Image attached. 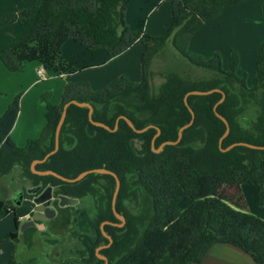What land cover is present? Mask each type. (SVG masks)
Wrapping results in <instances>:
<instances>
[{
  "label": "trees",
  "instance_id": "1",
  "mask_svg": "<svg viewBox=\"0 0 264 264\" xmlns=\"http://www.w3.org/2000/svg\"><path fill=\"white\" fill-rule=\"evenodd\" d=\"M131 1L35 0L31 7L0 15V26L19 23L14 39L0 42V60L10 71L38 61L53 74L75 73L79 69L76 62L63 53V45L69 40L86 50L104 48L109 56L121 54L137 42L144 46L140 82L123 76L115 85L101 89H93L87 81L67 82L58 103L52 102L50 91L44 92L47 122L40 135L25 145L17 144L10 135L20 112L21 95L17 94L0 115V176L18 164L32 186L41 185V190L49 184L60 186L73 197L96 191V184L106 185L108 200L104 205L101 197L99 218L93 224L98 238L82 234L84 264L102 263L95 246L108 240L100 221L116 219L112 208L115 176L91 172L69 182L52 174L35 173L31 168L34 159L43 158L54 148L56 127L67 101H90L94 119L111 127L122 114L139 128L159 126L161 133L155 140L158 148L166 140L177 139L179 128L191 120L186 93L218 87L226 97L217 109L230 124L222 146L237 141L264 145V40L257 56V74L251 82L238 72L237 51H231L229 67L225 68L221 53L206 58L189 48L205 20L219 14L226 5L242 0H172V21L160 34L145 31V20L130 26L127 10ZM169 39L193 63L212 69L214 77L193 81L176 72H166L158 92H154L151 63ZM221 97V91L189 94L188 102L195 112L193 123L184 129L179 143L166 144L159 152L152 146L156 127L137 132L121 118L117 130H109L90 121L87 106L72 103L68 107L59 150L36 168L75 177L84 170L104 166L118 174L121 185L116 208L125 214L126 223L122 228L105 225L114 238L111 246L103 250L110 258L109 264L201 263L210 248L219 243L239 247L255 262L264 264V218L248 210L242 188L243 184L256 186L264 200V149L242 144L221 149L219 140L227 126L214 110ZM251 104L258 106V112L252 124L245 126L240 117ZM133 178L152 198V205L140 213L130 211L124 202L131 194ZM33 206L31 201L16 206L13 200L0 198V217L12 212L19 226L20 216L31 212ZM1 236L19 238L17 232ZM0 264L23 262L13 251L10 259Z\"/></svg>",
  "mask_w": 264,
  "mask_h": 264
},
{
  "label": "crops",
  "instance_id": "2",
  "mask_svg": "<svg viewBox=\"0 0 264 264\" xmlns=\"http://www.w3.org/2000/svg\"><path fill=\"white\" fill-rule=\"evenodd\" d=\"M34 1L35 0H0V15L10 12H18L23 8L31 7ZM183 1L189 2L191 0ZM143 3L144 4L137 2V14H140V8L143 11L141 12L145 14V31L152 34H160L165 32L172 21V0H143ZM131 4L132 1L128 7L127 16ZM241 5H243L247 10H251L250 8L257 9L258 15L256 16V19H261V22L259 21L257 26L260 30L261 38L264 37V0H243L226 5L219 14L205 20L192 37L190 48L200 53H204L205 56H211L216 52L221 53L223 57V63L225 64L224 66L225 68H228V60L231 49L247 50L246 45L242 43H248L253 34V31L248 27L246 32L243 31L239 24V20L242 18ZM139 18L140 17L136 18L135 21H137ZM18 31L19 23L17 22L0 27V41L8 42L13 40ZM71 42L75 41L69 40L63 45V53L68 59L74 60L79 68L75 73L72 74H53L47 71V78L40 79L37 72L40 65V62L38 61L26 62L23 69L19 71H10L0 60V87L5 90L8 86L9 89L14 90V92L18 91V94L21 93V105L23 108L21 113L19 112L20 115L18 114L17 116L16 122L14 124L15 127L13 126L10 133L11 137L17 144H23L27 136L31 135L38 137L42 132L47 122L45 116V102V108L42 106L38 107L39 113L37 115L40 114L39 120L30 114L31 111L29 109L33 108L34 104H42V94L44 92L50 91L52 102L58 103L61 100L62 91L67 82L87 81L90 83L93 89H101L108 87V85L113 86L114 83H118L123 76H127L134 82L141 81V55L144 50L142 43L137 42L121 54L109 56L104 48L83 50V47L79 43ZM259 47L260 45L258 46L256 56H253V60L250 61L248 58L249 62L246 60H244V62L249 64L251 63V65H253L257 61ZM238 72L240 73L239 69ZM160 73L162 74V71H160ZM256 74L257 70L256 73L254 72L253 75H251V77H254ZM247 78L250 79V76H247ZM0 94H3L1 90ZM10 99L11 98L1 99L0 97L1 114L4 113L9 106L11 101ZM23 119H26V125ZM21 122V127L24 129L23 134H20L19 131L16 130L17 126H19ZM27 126L28 128H26ZM31 132L32 134H29ZM13 133L16 134L20 140H16L13 137ZM25 133L26 135L24 136ZM242 188L247 198L250 211L264 216V200H262L258 188L251 184H243ZM247 190L252 193L254 200L260 199V206L250 202L249 198L247 197ZM17 231L19 234H21L18 229H11L6 233ZM0 234L4 235L3 232H0ZM33 237L36 240H40L42 236L35 235ZM8 255V258L4 259V253H0V256H2L0 262L3 263L8 261L12 255V251L10 252L9 250ZM194 264L258 263L255 262V260L248 253L239 247L231 244L219 243L213 245L210 248L209 252L201 263Z\"/></svg>",
  "mask_w": 264,
  "mask_h": 264
},
{
  "label": "rangeland",
  "instance_id": "3",
  "mask_svg": "<svg viewBox=\"0 0 264 264\" xmlns=\"http://www.w3.org/2000/svg\"><path fill=\"white\" fill-rule=\"evenodd\" d=\"M137 2L144 4L143 0H132V4H131V7L128 12V16H127L128 23L130 24L131 27H136L139 20H145L146 18L145 14L142 13L143 11L141 8H140V14H137V9H138ZM241 9H242L241 11L242 18H240L239 24L241 28L243 29V31L246 32L247 27H248L249 29L253 31V34L250 40L248 41V43H242L246 45L247 50H243V49L238 50V49L232 48L231 51L235 50L239 53L240 60H239L238 69L240 73L250 76L249 82H251L253 78L251 77V75H253L254 72L256 73L257 65H256V62L253 65H251V63L250 64L247 63L249 62L248 58L250 61L253 60V56L254 57L256 56L258 46L264 40V37L261 38V33L257 26V23L259 21L261 22V19H256V16L258 15L257 9L250 8L251 10H247L246 8H244L243 5H241ZM138 17L140 18L137 21H135V19ZM4 26H0V27H4ZM71 43H75V42H71ZM83 50H86V49L83 47ZM190 50L192 52H198L191 48ZM200 54L205 56V54L202 52ZM211 56H205V57L208 58ZM153 59H154L152 60L153 64L151 63L152 64L151 66L152 74L150 77V81H151L152 90L154 92H158L161 83L164 81L163 74H165L166 72H176L177 74H180L183 77L189 80H193V81H196V80L206 81L214 77V71L212 69L193 63L191 60H189L186 56H184L181 52H179L175 48L171 39L167 41L165 46L160 50V52ZM244 60H246L247 62H244ZM228 63H229V60H228ZM224 65L225 64L223 63V66ZM160 71H162V74L160 73ZM108 86H112V85H108ZM0 90L3 92V94H0L1 99L11 98L10 103L15 99V97L18 94L17 93L18 91L14 92V90L9 89L8 86L5 89L7 91L2 89L1 87H0ZM19 95H21V93H19ZM39 106H42L45 108L44 101L42 102V104H38V103L34 104L33 108L29 109L31 111L30 114L32 116H35L37 120H39V115H40V114L37 115L39 113V108H38ZM22 108L23 107L21 105L20 113L22 111ZM257 112H258V106L256 104H251L241 114L240 119L242 123L245 126H250L252 124V121L255 120ZM2 114L0 113V115ZM23 121L25 122V125H26L27 124L26 119H23ZM21 125H22V122L19 124V126H17L16 130L19 131L20 134H23L24 129L21 127ZM26 128H28V126ZM29 134H32V132ZM25 135L26 133L24 134V136ZM13 137L16 140H20V138L14 133H13ZM31 138H36V136H31V135L27 136L25 142L21 144V146L25 145L26 142L30 140ZM102 182L105 183V180L102 179ZM130 184H131V189H130L131 194L128 198L124 200V202L126 204V207H128L130 211H132L133 213H140L142 212L143 209L145 210L152 205V198L148 195L147 191L142 186L141 187L139 186L140 184L136 180H134V178L131 179ZM31 187L32 186H31L30 180L25 178L21 174V166L18 164L15 165L13 170L9 172L8 174L0 176V198L2 199L13 200V198L16 195H18L21 191H24V190L29 191V188ZM247 192H248L247 197L249 198L250 202L252 204H256L260 206L261 204L260 199L254 200L252 193H250L248 190ZM83 201H84V205L89 206V210L91 211L92 210L91 198L86 196ZM248 210L250 211V209ZM260 216L264 218L263 215H260ZM11 229L12 230L16 229L12 212L8 213L7 215L3 217H0V232H3L4 235H6L7 234L6 232H8V230H11ZM68 230L70 229L68 228ZM40 232L42 236L40 240H36L34 239V237L31 239L29 237H25L23 232H21L18 239H13L12 237H8V236H1L0 234V253L2 254L4 253V259H6L9 256L8 255L9 250L10 252L12 251V253L13 251H15L17 258L21 260L23 264H82L83 263L84 259L81 256L82 242L74 244L72 240L64 241L58 244V246L61 245L63 246V248H58V251H54L55 250L54 246L46 242V239L48 237L50 239L54 238L55 235L53 233L50 234L46 230L44 231L41 230ZM42 232L44 234H42ZM65 232L69 234L66 230H64V233ZM84 233H90L92 236H94V233L92 232V230L86 227L84 229H80V234H84ZM70 236L74 237V234H71ZM1 259H2V256H0V260Z\"/></svg>",
  "mask_w": 264,
  "mask_h": 264
},
{
  "label": "flooded vegetation",
  "instance_id": "4",
  "mask_svg": "<svg viewBox=\"0 0 264 264\" xmlns=\"http://www.w3.org/2000/svg\"><path fill=\"white\" fill-rule=\"evenodd\" d=\"M48 158L45 161H47ZM76 181H78V180L69 181V182H76ZM50 185H52V184H50ZM95 187L97 189L96 191H94L88 195H85L83 197H79L77 195H75L73 197V196L68 195L69 197H73V198L77 199V201L75 203H67V204L62 205L60 203V198L58 196L60 194H63L65 191L60 186H53V194H54L55 198L52 200L51 205L56 210L55 215L53 217H46L43 220L42 219H35L34 220L35 224L34 225H27L25 227V229H22V225L26 221L31 220L32 216L35 214V203L33 201V198H34V196L41 193L46 187L43 188L42 190L41 189L38 190L37 193H32V192H29L27 190L22 191L21 193H19L18 195H16L13 198L15 205L16 206H24L28 203V201H31L34 203V206H33L31 212L20 216V218H19L20 224H19V226H16V229H18L20 232H23L24 236H28L29 238H33V236H35V235L40 236L41 230L42 231L46 230L50 234L53 233L55 235L54 238L50 239L48 237L46 239V242H48L54 246V249H55L54 251H58V248H63V246H61V245L58 246V244L61 242H64V241L72 240V242L74 244L82 242L84 235L80 234V229H84L85 227L92 230V232L94 233V236H92L90 233H87V234H90L92 239L96 240L98 238V236H97V232H96L93 224L99 218V213H100L99 211H100V206H101V197H103L104 205H106L107 200H108V193L106 194V192H105V189H106L105 184L99 183V184H96ZM64 194H66V193H64ZM86 196L91 198V202H92V210L91 211L89 210V206L84 205L83 200ZM112 208H113V205H112ZM118 212L121 215L125 216V214L123 212H120V211H118ZM115 217H116V219H114V220L103 219L102 221H100V227H101L103 234H104V231L102 228L103 223H104V230L108 234H110V233L105 229L106 224H112L116 227H121V228L125 226L126 220L123 221V219L119 218L116 215V213H115ZM125 218H126V216H125ZM68 228L70 230H68ZM64 230H66L69 234H67L66 232L64 233ZM17 233H18V237H19L20 234L18 231H17ZM42 234H44V233L42 232ZM71 234H74V237L70 236ZM47 236H49V235H47ZM105 236L107 237L108 240L107 241L101 240L95 246V252H96L98 258L102 260L101 264L106 263V259L104 258V256H106L108 258L107 264L110 263L109 256L106 253H104L103 250L107 247H110L114 241V238L112 235H111L113 238L112 241H110V238L107 235H105ZM83 248H84V245L82 243V251H83ZM84 263H85V261L83 260L82 264H84Z\"/></svg>",
  "mask_w": 264,
  "mask_h": 264
},
{
  "label": "water",
  "instance_id": "5",
  "mask_svg": "<svg viewBox=\"0 0 264 264\" xmlns=\"http://www.w3.org/2000/svg\"><path fill=\"white\" fill-rule=\"evenodd\" d=\"M213 91H221L222 92V97L215 104L214 110H215L216 114L220 118L223 119V121L226 123V126H227L225 132L223 133V135L220 137V140H219V145H220L221 149L222 150H229L232 147H234L236 145H239V144L247 145V146H250V147H253V148H262V149H264V145L255 144V143H251V142H247V141H237V142L231 143L227 147H223L222 146L223 139L230 132V124H229L228 119L223 114H221L218 111V109H217L218 104L220 102H222L225 99V97H226V93L221 88H218V87L211 88V89H208V90L194 89V90H191L188 93H186L185 102L190 107V110H191V113H192L191 120L179 128L177 139H175V140H166V141L162 142L158 148H155V140H156V137L161 133V128L159 126H157L155 124H148V125H146V126H144L142 128H139V127H137L135 125V123L128 116L122 114V115L118 116V118L116 120V123H115V126L111 127L110 125H108L105 122H102V121L94 119V117H93L94 106H93V104L90 101H86V100L82 101V100H78V99H71V100L67 101L64 104V106H63V111H62L61 117H60L59 122H58L57 127H56L55 147H54V149L49 151L43 158L34 159L32 161V163H31L32 171H34L35 173L41 174V175L52 174V175H55V176H57V177H59V178H61L63 180H66V181L79 180V179L83 178L85 175H87L88 173H91V172L110 173V174L114 175L115 178H116V186H115V190H114V194H113V198H112L113 210H114V212L116 213V215L119 218H121V219H123V221H125L126 220L125 216L121 215L116 209V201H117V197H118V194H119L121 181H120V178H119L118 174L115 171H113V170H111L109 168H106L104 166L103 167H95V168H90V169L84 170V171H82L81 173H79L75 177H68V176H65V175H63V174H61V173H59V172H57V171H55L53 169H38V168H36V165L38 163L44 162L51 154L55 153L60 148V134H61L62 126H63L64 121L66 119L68 107L72 103L78 104L80 106H87L89 108V119H90V121L92 123L96 124V125L103 126V127L107 128L109 130H117V128L119 126V121H120L121 118H125L127 120V122L130 124V126L137 132H143V131L149 129L150 127H156L157 128V133L152 138V146L155 149V151L159 152V151L164 149L166 144H177V143H179L181 138H182V136H183L184 129L187 128L188 126H190L193 123L194 117H195V112L191 108V106L189 105L188 95L191 94V93L207 94V93H210V92H213ZM40 189H41V185H34L31 188H29V192L37 193L38 190H40ZM58 197L60 198V203L62 205L67 204V203H75L77 201V199H75L73 197H69L68 195H66L64 193L60 194ZM54 198H55V196L53 194V186L50 185V184L48 186H46V188L41 193H39L38 195L34 196L33 201L35 203V214L32 216L31 220L26 221L22 225V229H25V227L27 225H34L35 224V222H34L35 219H42L43 220L46 217H53L55 215V213H56L55 208L51 205V202H52V200ZM102 228H103L104 234L107 235L110 238V241H112L113 240L112 236L110 234H108L104 230V223L102 225ZM104 258L106 259V263L105 264H107L108 263V258L106 256H104Z\"/></svg>",
  "mask_w": 264,
  "mask_h": 264
},
{
  "label": "built area",
  "instance_id": "6",
  "mask_svg": "<svg viewBox=\"0 0 264 264\" xmlns=\"http://www.w3.org/2000/svg\"><path fill=\"white\" fill-rule=\"evenodd\" d=\"M37 72H38L40 79H46L47 78V71L42 64L39 65Z\"/></svg>",
  "mask_w": 264,
  "mask_h": 264
}]
</instances>
